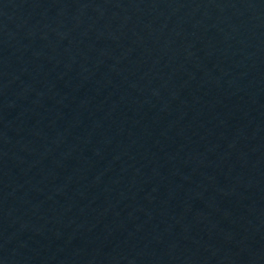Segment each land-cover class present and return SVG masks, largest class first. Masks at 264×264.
Returning <instances> with one entry per match:
<instances>
[{"label": "water", "instance_id": "obj_1", "mask_svg": "<svg viewBox=\"0 0 264 264\" xmlns=\"http://www.w3.org/2000/svg\"><path fill=\"white\" fill-rule=\"evenodd\" d=\"M0 264H264V0H0Z\"/></svg>", "mask_w": 264, "mask_h": 264}]
</instances>
